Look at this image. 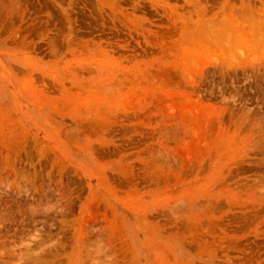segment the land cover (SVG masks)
I'll return each mask as SVG.
<instances>
[{"label":"rangeland","instance_id":"1","mask_svg":"<svg viewBox=\"0 0 264 264\" xmlns=\"http://www.w3.org/2000/svg\"><path fill=\"white\" fill-rule=\"evenodd\" d=\"M0 264H264V0H0Z\"/></svg>","mask_w":264,"mask_h":264}]
</instances>
